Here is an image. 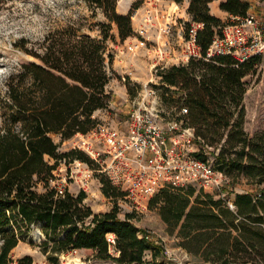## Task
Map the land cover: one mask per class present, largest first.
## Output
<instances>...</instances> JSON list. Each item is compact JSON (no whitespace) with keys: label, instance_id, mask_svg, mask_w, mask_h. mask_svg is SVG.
<instances>
[{"label":"trees","instance_id":"16d2710c","mask_svg":"<svg viewBox=\"0 0 264 264\" xmlns=\"http://www.w3.org/2000/svg\"><path fill=\"white\" fill-rule=\"evenodd\" d=\"M100 9L107 23H99L100 38L77 35L67 27L45 36L42 52L31 51L24 40L14 46L38 61L20 63L4 77L5 90L0 99V264H8L12 249L26 237L32 225H39L43 237L39 244L48 264H60L58 255L72 250H90L96 259H111L118 264H143L144 253L157 250L131 222V215L118 217L117 207L94 212L84 204L86 193H56L49 178L60 160L78 158L94 162L82 151H59L60 141L76 132L86 133L98 122L93 116L107 109L110 93L105 86L111 77L113 56L106 41L116 26L123 42L133 34L131 10L116 11L117 0H86ZM213 0H189L187 13L193 21L203 22L197 43L204 54L215 33L223 25L210 14ZM219 8L229 14L245 15V0H224ZM115 43V42H114ZM260 55L239 62L230 55L208 60L190 59L185 65H171L158 74L160 82L175 88L177 94L163 97L174 113L186 108L183 125L193 129L200 146L218 147L214 167L230 178L242 174L255 185L264 184V133L250 135L244 129L243 95L245 76L254 74ZM125 84H129L125 81ZM53 159L50 163L45 157ZM205 159L203 150L195 153ZM101 191L116 199L124 193L109 180L101 178ZM41 186L38 191L37 187ZM234 208L222 197L196 190L159 189L148 207L157 208L161 220L172 234L177 228L178 245L188 254L208 264H264V193H234ZM115 235L113 256L106 234ZM16 264H33L29 255Z\"/></svg>","mask_w":264,"mask_h":264},{"label":"built area","instance_id":"2783aa9c","mask_svg":"<svg viewBox=\"0 0 264 264\" xmlns=\"http://www.w3.org/2000/svg\"><path fill=\"white\" fill-rule=\"evenodd\" d=\"M136 2L139 5L131 13L136 25L132 27L133 36L125 40L124 51L130 54L142 50L150 52L155 58L151 77L141 85L131 102L125 130L98 121L86 133L76 132L71 138V148L81 150L99 166L135 211L147 210L150 198L161 188L189 186L222 197L233 209V194L218 192L228 181L226 175L214 167L218 147L200 146L193 129L183 125L185 107L178 113L164 109L154 79L161 80L158 73L168 66L185 65L190 59L208 60L216 55H230L242 62L264 53V11L228 14L227 22L214 34L203 54L197 43V32L202 29L203 22L193 21L188 13L179 15L175 1L165 4L164 0H128L129 5ZM120 78L131 82V71L121 74ZM200 149L205 159L195 156ZM62 165L65 172L55 176L52 171L50 186L63 195L67 180L75 178L79 191L86 193L88 180L82 170L83 164L78 160L67 163L63 160ZM139 235L149 240L148 233ZM106 241L113 249L115 235L107 233Z\"/></svg>","mask_w":264,"mask_h":264},{"label":"rangeland","instance_id":"374dc122","mask_svg":"<svg viewBox=\"0 0 264 264\" xmlns=\"http://www.w3.org/2000/svg\"><path fill=\"white\" fill-rule=\"evenodd\" d=\"M173 1L178 4L179 15L183 16V12L184 15L187 14L185 5L187 1L189 4V0H164V3L168 4ZM245 1L250 3V5L248 4L249 12L260 13L264 11V0ZM122 4L123 0L121 2L116 1V11L120 14H125L122 12L124 11V5ZM138 5L139 2L129 5L127 12L132 6L135 8ZM134 8H132L131 12H133ZM173 8L174 3L171 4V9ZM214 9L216 8L209 7L210 14H212ZM228 14L226 12L220 18L222 24L227 22ZM130 20L131 27H135V20L131 17ZM107 22L108 20L102 11L91 8L86 0H0V99L5 90V75L10 71H15L20 63L38 61L31 54L15 47L14 42L23 39L25 41L24 46L27 49L41 53L43 49L42 41L49 33L71 27L76 29L77 35L88 34L92 38L99 39L101 35L99 23ZM109 34L114 36V40L108 38L106 41L108 52L113 56L112 63L109 65L111 77L107 87L110 91V99L112 91L115 89L118 92L117 99L121 103L112 110L107 108V112L102 109L105 117L98 119V121H104L119 127L121 130H125L127 115L132 108L131 102L140 90L141 85L151 77V65L155 62V58L146 50L135 54L124 51L125 40L133 36V34L123 42H120L115 25H112ZM128 71L132 73V80L129 84H125V81L121 80L120 75ZM244 80L246 81V91L242 99L245 111L244 129L250 135L264 133V53L260 54V62L257 65L256 72L245 76ZM154 82L157 84L158 93L162 99L163 97H168L170 93L173 97L177 96L175 88L170 87L169 91L164 92L167 86H164L158 78H155ZM164 109L174 112L176 106H167L165 104ZM181 114L184 113L181 112ZM52 138L54 142H60L59 151L63 152L72 149V137L60 141L59 135L52 134ZM45 158L50 163H53V159L48 156ZM73 160H78L83 164L82 170L88 180L84 204L92 207L94 212L108 211L113 206H116L120 219H123L126 214L131 215V222L140 229V233H148L149 241L158 247L157 250L151 248L144 253L143 264H208L203 262L200 257L188 254L178 245L177 228L170 234L169 228L161 220L157 208L148 207L147 210L135 211L124 195L118 196L116 199L106 197L101 191V178L109 180L106 173L101 172L99 166L95 163L91 165L78 158H74L71 161ZM62 164L63 160H60L56 169L53 170L55 176H60L65 172ZM226 178L228 181L218 191L221 194L231 196L234 193L249 191L259 197L261 193H264V184L255 185L252 180L242 174L235 178H230L226 175ZM75 180V178H70L66 184V190L73 194L79 192ZM37 190H41L40 185ZM117 190L122 192L119 188ZM42 239L39 225H32L28 235L20 239L18 244L12 249L10 254L11 261L8 264H16V260L24 255L31 256L33 264H48L45 255L39 248ZM110 253L113 256L118 255L112 248ZM58 259L60 264H118L111 259H96L90 250L85 249L60 253Z\"/></svg>","mask_w":264,"mask_h":264},{"label":"crops","instance_id":"0c3cea01","mask_svg":"<svg viewBox=\"0 0 264 264\" xmlns=\"http://www.w3.org/2000/svg\"><path fill=\"white\" fill-rule=\"evenodd\" d=\"M222 1H224V0H213V1H211V2L209 3V7H210V8H211V6H212V8H216V9H214V10L212 11V15H214V16H216V17H218V18H222V16L226 14L225 11H223V10H221V9L219 8V4H220ZM122 5H124V6H123L124 11H122V12H123V13H126L127 10H128V8H129L128 0H124ZM187 5H188V1H187V4H186L185 6L187 7ZM107 85H108V84H106V86H105V90H106V92L109 93L110 91L108 90ZM123 87L125 88V85H124V84H123ZM124 90H125V89H124ZM117 96H118V92H117L115 89H113L112 94H111V99H110V102H109V105H108V109H109V110L114 109L115 107H117V106L121 103V102H119V100L117 99ZM114 97H115V98H114ZM105 110H106V112H107V109H105ZM93 115H94V117H96L97 119H100V118H104V117H105L104 112H103L102 110H100V109L96 110V111L94 112ZM243 192H247V191H243ZM75 194H76V193H75ZM90 208L93 210L92 207H90ZM80 250H84V249H80ZM248 263H250V262L239 263V264H248Z\"/></svg>","mask_w":264,"mask_h":264},{"label":"water","instance_id":"95a60500","mask_svg":"<svg viewBox=\"0 0 264 264\" xmlns=\"http://www.w3.org/2000/svg\"><path fill=\"white\" fill-rule=\"evenodd\" d=\"M41 234V233H40Z\"/></svg>","mask_w":264,"mask_h":264}]
</instances>
